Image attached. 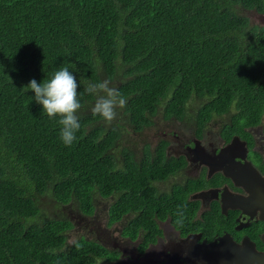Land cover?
<instances>
[{
	"label": "trees",
	"instance_id": "trees-1",
	"mask_svg": "<svg viewBox=\"0 0 264 264\" xmlns=\"http://www.w3.org/2000/svg\"><path fill=\"white\" fill-rule=\"evenodd\" d=\"M253 11L264 15V0H0V264L105 257L92 238L68 244L75 218H45L46 196L85 218L96 213V194L113 198L107 225L128 218V236L139 239L141 207L158 205L146 182L166 171L141 168L127 149L118 167L119 141L159 110L199 132L230 111L236 123L264 111V28L250 25ZM62 66L76 76L83 104L70 147L58 118L24 88ZM105 79L127 100L111 123L93 115L95 97L84 91Z\"/></svg>",
	"mask_w": 264,
	"mask_h": 264
},
{
	"label": "flooded vegetation",
	"instance_id": "flooded-vegetation-1",
	"mask_svg": "<svg viewBox=\"0 0 264 264\" xmlns=\"http://www.w3.org/2000/svg\"><path fill=\"white\" fill-rule=\"evenodd\" d=\"M235 113L201 132L163 115L142 127L154 144L141 142V168L166 171L144 188L158 205L141 207L137 240L126 232L128 218L108 226L120 225L114 244L100 243L107 253L99 264H264V111L244 123Z\"/></svg>",
	"mask_w": 264,
	"mask_h": 264
},
{
	"label": "clouds",
	"instance_id": "clouds-1",
	"mask_svg": "<svg viewBox=\"0 0 264 264\" xmlns=\"http://www.w3.org/2000/svg\"><path fill=\"white\" fill-rule=\"evenodd\" d=\"M79 84L76 76L68 67L62 66L42 83L32 79L24 88L34 92V100L42 105L49 118L56 119L61 126L60 139L65 146H72L81 129L78 113L83 107ZM84 91L95 97L91 108L93 115L102 117L106 122L117 119L118 109L126 106L127 100L120 90L112 86L110 79L89 82Z\"/></svg>",
	"mask_w": 264,
	"mask_h": 264
},
{
	"label": "rangeland",
	"instance_id": "rangeland-1",
	"mask_svg": "<svg viewBox=\"0 0 264 264\" xmlns=\"http://www.w3.org/2000/svg\"><path fill=\"white\" fill-rule=\"evenodd\" d=\"M246 16L249 19L250 25L264 28V15L259 14L255 11L246 12ZM262 17V18H261ZM200 103H193L194 107H197ZM162 115L158 114V117ZM224 120V119H223ZM223 122V121H221ZM220 123L217 118L212 122L213 125ZM211 126V130H212ZM129 132L122 138L119 143L120 147H117L115 151L118 152L117 158L120 160L122 158V152L124 149L131 151L137 160L141 159V142L147 141L154 144V138L149 130L143 131L144 133H134L132 130L128 129ZM178 131V130H177ZM139 158V159H138ZM110 199H103L98 194L95 195V206L96 213L91 218H85L82 215H76V210L63 208L56 201L50 197H43L41 199L42 209L45 213V218L49 219H67L74 217L75 228L68 234V244L72 245L77 241L80 236H85L86 238H92L101 244L102 241H108L106 247H110L109 243L114 244L115 239L112 237V232L116 231L120 225H115L113 227H108L107 222L109 221L106 206L109 205ZM71 212V213H70Z\"/></svg>",
	"mask_w": 264,
	"mask_h": 264
},
{
	"label": "bare ground",
	"instance_id": "bare-ground-1",
	"mask_svg": "<svg viewBox=\"0 0 264 264\" xmlns=\"http://www.w3.org/2000/svg\"><path fill=\"white\" fill-rule=\"evenodd\" d=\"M262 18V17H261Z\"/></svg>",
	"mask_w": 264,
	"mask_h": 264
}]
</instances>
